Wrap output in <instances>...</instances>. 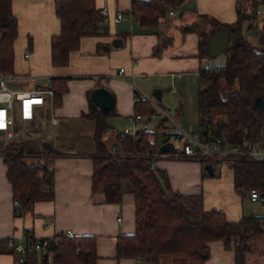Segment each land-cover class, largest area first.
<instances>
[{"label": "crops", "instance_id": "0c3cea01", "mask_svg": "<svg viewBox=\"0 0 264 264\" xmlns=\"http://www.w3.org/2000/svg\"><path fill=\"white\" fill-rule=\"evenodd\" d=\"M94 1L99 10L103 6L108 8V15L103 19L107 33L81 37L78 48L69 54L68 64L57 66L50 61V36L59 31L54 0H11L17 19V36L13 43L16 81L27 80L42 87L48 77L60 76L66 78L67 89L61 103L54 108L56 122L51 120L50 106L45 103L21 130L28 128L29 135H33L37 144L41 143L39 151H48L40 155L53 167L52 199L37 200L31 211L15 215L11 184L0 155V264H23L5 247L6 236L16 232L52 236L61 231L95 235L96 264H155L116 257L115 237L134 230L133 195L128 182L123 184L125 190L118 203L106 202L100 190L91 188L95 123L83 115L89 108L88 94L103 87L113 96V112L106 118L109 127L104 136L109 150L118 148L119 134L129 127L127 117L135 110V92L151 96L149 88L159 87L162 100L164 84L169 94H175L179 111L175 114L171 111L172 116L167 114L182 129L196 132L198 128L192 126L199 118L198 71L211 61L199 56L198 35L193 31L182 32V27L194 21L196 12L207 13L220 22H233L238 4L245 12L250 6L248 0H184L181 7L175 9L176 14L168 16L166 13L157 23L142 25L130 12L132 0ZM118 10L123 18L114 21ZM255 19L244 20L245 35ZM120 67H124L122 73L118 72ZM174 72H179V76L173 77ZM172 86L175 91L170 90ZM160 105L171 109L168 102ZM141 123L146 128L143 118ZM21 131L14 139H20ZM55 151L62 153H53ZM29 155L33 157L30 163H34L38 153ZM154 162L166 171L173 189L200 195L204 209L222 210L231 221L247 213L249 205L244 206V203L250 200L247 194L241 196L233 190L232 170L227 162L214 163L212 175L203 174V162L197 158L168 152ZM43 256L37 253L36 264H43L39 262ZM47 257L50 261L51 256L47 254ZM203 264H264V234L257 237L253 250L245 254L242 263L235 258L232 247L225 246L221 240L210 241L209 255Z\"/></svg>", "mask_w": 264, "mask_h": 264}, {"label": "trees", "instance_id": "16d2710c", "mask_svg": "<svg viewBox=\"0 0 264 264\" xmlns=\"http://www.w3.org/2000/svg\"><path fill=\"white\" fill-rule=\"evenodd\" d=\"M184 0H132L130 12L142 25H153L166 16L169 9H179ZM59 31L50 36V61L57 66L67 65L69 54L79 46L81 37L107 33L104 16L94 0H54ZM245 12L237 5L233 22H220L207 13H194V21L183 25L182 32L198 35V54L209 59L207 40L211 32L223 27L229 42L221 52L225 60L220 64L208 62L198 71L197 107L198 129L204 139L219 137L221 145L241 144L264 140V107H256L258 98L264 99V34L256 42L245 35L242 24L255 14V0L249 1ZM251 25V23L249 24ZM248 25V27H249ZM17 19L11 0H0V72L13 76ZM53 105L58 106L67 89L66 78L50 77ZM89 108L84 116L94 120L95 153L92 156L91 188L100 190L106 202L118 203L128 182L134 201V230L115 237L117 258H136L157 263L168 255L171 264H203L209 255V242L221 240L233 248L239 263L253 250L258 236L264 234L263 214H242L236 221L228 220L222 210L204 209L201 196L185 194L171 187L166 171L152 164L150 154L157 152L161 139L176 135L170 125L159 120L160 131L140 129L125 134L118 148L109 150L105 133L109 127L107 116L112 109L98 107L88 94ZM147 118L155 108L146 99L135 104V110ZM153 138L151 139V136ZM1 145V144H0ZM60 151V150H59ZM53 152L61 154L62 152ZM24 142L13 139L0 147L6 165V178L11 184L12 197L19 201L14 214L22 215L33 208L37 200H50L54 192L53 167L39 151L34 163L24 159ZM34 153V152H33ZM41 153V154H42ZM202 161H204L202 159ZM232 170L233 190L246 196L251 187L264 191V157L242 156L227 162ZM203 174H207L203 168ZM59 240L45 250L43 264H96V236L91 234L56 233L50 240ZM44 251V252H45ZM43 252V254H44ZM37 253L26 256L23 264H36Z\"/></svg>", "mask_w": 264, "mask_h": 264}, {"label": "built area", "instance_id": "2783aa9c", "mask_svg": "<svg viewBox=\"0 0 264 264\" xmlns=\"http://www.w3.org/2000/svg\"><path fill=\"white\" fill-rule=\"evenodd\" d=\"M251 1V0H248ZM264 7V0H255V14L261 15L262 8ZM103 16L108 15V8L106 6L101 7L99 10ZM176 14L175 9H169L168 16ZM123 18V14L118 10L113 18L114 21H120ZM251 36L249 31L246 35ZM28 55V51L25 52ZM124 67H120L118 72L122 73ZM173 77H178L179 72H174ZM33 78V77H29ZM35 78V77H34ZM18 78L5 75L0 72V142L3 146L11 142L16 138L22 130L24 123L28 120H32L38 111V108L47 103L50 109L51 120L56 122V116H54L53 105V90L49 86L50 77L46 79V84L42 87L33 86L32 88H17L9 86L6 81L17 80ZM20 79V78H19ZM20 81V80H19ZM136 90L137 88L133 86ZM171 91H175V87L170 88ZM146 99L155 108L156 113L160 116L162 124L164 126L170 125L176 131V135L169 138L161 139L162 141H172L176 146L174 152H169L172 155L197 158L204 160L205 163L229 162L235 158L242 156H254L264 157V140L258 142H246L241 144H227L221 145V139L219 137L211 136V139H204L196 132H189L182 129L166 112V110L157 102V100L150 95L140 94L138 91L133 96L134 104L141 99ZM28 110V112H26ZM143 115L134 111L127 117V121L130 126L125 127L119 134V139H123L125 134H136L140 129L144 128L141 123ZM18 124L16 125V123ZM20 124V125H19ZM20 127L15 129L14 126ZM158 145V144H157ZM162 153L158 150L153 154H150L152 160L159 157ZM154 161H152V164ZM247 196L251 202L264 204V191L259 190L256 187H251L248 190ZM13 204L15 207H19V201L14 199ZM50 226V225H49ZM60 233V232H58ZM62 234H71V231H61ZM59 240V236L55 239V243ZM54 241V240H53ZM50 236L41 235L33 236L26 232H16L6 236L3 239L5 247L16 255L17 262L23 263L25 258L29 254L43 253L50 245ZM46 252V251H45ZM137 261L143 260L141 256L136 257Z\"/></svg>", "mask_w": 264, "mask_h": 264}, {"label": "rangeland", "instance_id": "374dc122", "mask_svg": "<svg viewBox=\"0 0 264 264\" xmlns=\"http://www.w3.org/2000/svg\"><path fill=\"white\" fill-rule=\"evenodd\" d=\"M263 14H264V7L262 8V14L261 15H258L257 17L254 16V19H255V22L252 21L251 25H249V31L251 32V39L250 40H253V41H257L259 36L261 34H264V22H263ZM260 48L264 49V44L263 45H260L259 46ZM204 60H210L212 64H220L222 63L224 60H225V55L223 53H219L209 59H204ZM6 83L9 85V86H12V87H17V88H30V87H33L35 82H31V81H24V80H20V81H6ZM166 84H164V89L165 92H164V96L162 97V100L161 102L159 100H157V102L160 104H164L166 102L170 103V110H167L166 109V106L169 107L168 105H164V109L166 110V112L172 116L170 114V112L172 111V114H175V113H178V109L176 108L177 105H176V96L175 94H169L168 92V88L167 86H165ZM152 87L149 88V93H151L152 91ZM152 96V95H151ZM159 119H160V116L156 113L150 116L149 119H147V115H144L143 116V121H145V124H146V128L151 130V131H160L161 128L158 127V122H159ZM130 126V124H128ZM193 129H197L198 128V123L194 124L193 126ZM193 132V131H192ZM194 133V132H193ZM154 135L151 136V139L153 138ZM20 139L24 142V149L26 152H24L25 156H24V159L27 161V162H30V158H33L31 155H29V153L31 152H39V147H41V143L38 141V144H37V141H35V139L33 138V135H29V132H28V128L26 129H23V131H21V135H20ZM0 147H4L2 145V143L0 142ZM42 151V150H41ZM203 162V165L205 164L204 161ZM249 207L246 209V212L245 214H249V213H253V214H263L264 212V206L262 204H259V203H255V202H248V201H245L244 203V206H248ZM253 248H254V245H253ZM50 255V254H49ZM170 260V256L168 255H164L160 261V263L158 264H161L163 262V264H171L169 262ZM144 262H148L146 260H144ZM169 262V263H168ZM157 264V263H155Z\"/></svg>", "mask_w": 264, "mask_h": 264}, {"label": "water", "instance_id": "95a60500", "mask_svg": "<svg viewBox=\"0 0 264 264\" xmlns=\"http://www.w3.org/2000/svg\"><path fill=\"white\" fill-rule=\"evenodd\" d=\"M228 42H229V34L227 30L223 27H219L215 29L213 32H211L207 40L208 53L212 56H215L221 53L227 46ZM161 94H162V88H159V87H154L151 91V95L156 100H159V101L161 100ZM91 98L98 107L104 110H109V109H112L113 107V96L107 89L103 87H97L93 89L91 93ZM255 106L263 108L264 99L258 98L255 101ZM157 150L160 153L174 152L176 150V146L174 142L166 140L158 144ZM203 168L209 175H212L214 173V168L211 163H205L203 165ZM50 245L51 247H54L55 242L51 240ZM47 254H48L47 251L44 252V257H46Z\"/></svg>", "mask_w": 264, "mask_h": 264}, {"label": "bare ground", "instance_id": "6f19581e", "mask_svg": "<svg viewBox=\"0 0 264 264\" xmlns=\"http://www.w3.org/2000/svg\"><path fill=\"white\" fill-rule=\"evenodd\" d=\"M26 112H28V110H26Z\"/></svg>", "mask_w": 264, "mask_h": 264}]
</instances>
